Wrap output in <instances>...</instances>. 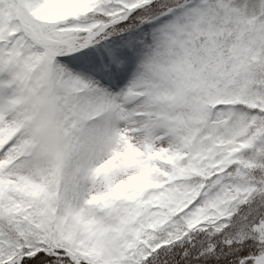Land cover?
Masks as SVG:
<instances>
[{
  "label": "snow or ice",
  "instance_id": "snow-or-ice-1",
  "mask_svg": "<svg viewBox=\"0 0 264 264\" xmlns=\"http://www.w3.org/2000/svg\"><path fill=\"white\" fill-rule=\"evenodd\" d=\"M0 264H264V0H0Z\"/></svg>",
  "mask_w": 264,
  "mask_h": 264
}]
</instances>
